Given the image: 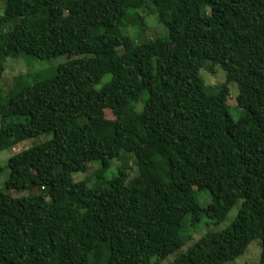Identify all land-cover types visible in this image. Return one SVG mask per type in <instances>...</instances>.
<instances>
[{
	"label": "trees",
	"instance_id": "trees-1",
	"mask_svg": "<svg viewBox=\"0 0 264 264\" xmlns=\"http://www.w3.org/2000/svg\"><path fill=\"white\" fill-rule=\"evenodd\" d=\"M146 12L167 35L122 31L144 30ZM20 55L69 59L37 80L15 76L0 96V150L50 134L8 160L0 264H160L203 212L221 221L238 201L229 227L170 264H222L256 237L264 264V0H5L0 79L3 59ZM215 66L226 81L207 85L200 70ZM121 152L137 174L123 163L107 178ZM94 162L93 184L74 179ZM195 187L209 190L207 207Z\"/></svg>",
	"mask_w": 264,
	"mask_h": 264
},
{
	"label": "rangeland",
	"instance_id": "rangeland-1",
	"mask_svg": "<svg viewBox=\"0 0 264 264\" xmlns=\"http://www.w3.org/2000/svg\"><path fill=\"white\" fill-rule=\"evenodd\" d=\"M5 0H0V15L4 13ZM138 12V11H137ZM140 12V10H139ZM138 12V13H139ZM135 14V11L132 13ZM144 21L145 28L144 30L139 31L137 27L132 26L129 23L127 26L122 28V31L130 35L132 37L139 36L143 39H151L157 38L161 36H165L168 34L167 28L160 24L159 20H157L156 15L151 12L144 13ZM10 25H5L3 28L7 29ZM139 32V33H138ZM69 59V55H59L57 57H53L50 59H41L35 58L34 56H19V57H7L3 59V63L5 65V71L3 76L0 79V96L3 98L9 93L12 88L14 77H19L24 74H28L27 77H24L25 82H29L32 80H37L43 76L51 74L54 72L55 68L67 61ZM215 72H211L206 68H202L200 70V74L203 77L205 83L207 85L221 84L226 81L224 70L215 66ZM110 79V75L105 76L102 79L101 84L107 82ZM99 84V88L101 87ZM229 97L228 103L231 106V112L233 118L237 119L241 115V110L238 107L237 96L239 93L238 87L236 83H229ZM142 103L138 104V109H140ZM105 115L107 118L114 117L113 113L109 109H104ZM50 138L49 133H43L38 136H33L32 138L26 139L24 141L19 142L15 146L0 150V191H4L5 180L9 175V167L7 166L8 160L11 156L20 152L24 149H27L35 144H39ZM125 163L128 167L130 178L137 174V166L134 164V158L131 153L121 152L118 157H115L110 160L109 167L106 171V177L111 178L115 174L118 173V170L121 164ZM99 165L98 162L90 163L89 169L86 172H76L73 177L75 180H87L88 184L91 185L95 182V170ZM36 192H41V190L36 189ZM15 194H28V191H20ZM196 198L200 205L205 208L210 201V192L205 188L195 187ZM240 201H238L228 212L226 217L221 221H216L208 217L204 212L201 217V222L196 226L189 225L186 230V234L190 233V238L185 245H183L177 251L169 254L160 264H170L173 262L175 257L185 252L189 246L193 245L201 236H203L208 231H222L230 226V224L234 221L238 214V210L240 207ZM260 256H261V240L259 237L251 240L244 253L240 256L228 260L222 264H260Z\"/></svg>",
	"mask_w": 264,
	"mask_h": 264
}]
</instances>
